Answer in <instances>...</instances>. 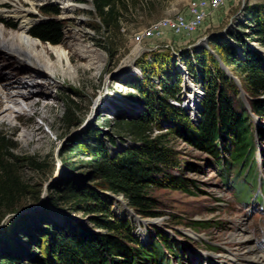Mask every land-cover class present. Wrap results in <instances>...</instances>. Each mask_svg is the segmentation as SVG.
Masks as SVG:
<instances>
[{
  "label": "rangeland",
  "instance_id": "obj_1",
  "mask_svg": "<svg viewBox=\"0 0 264 264\" xmlns=\"http://www.w3.org/2000/svg\"><path fill=\"white\" fill-rule=\"evenodd\" d=\"M73 1L79 9L70 18L65 19L63 7L53 1L42 5L32 16L33 29L50 22L60 26L63 36L59 45L41 42L32 34L33 29L31 37L47 47L66 49L71 55L77 76H60L67 72L68 64L61 67L58 59H54L53 76L60 78V85L29 90L34 102L51 104L52 110L39 108L40 115L29 111L15 124L0 122V137L6 141V148L2 151L6 169L11 177L26 187V195L18 200L12 211L5 208L0 210V240L4 233L13 231L14 235H10V238L16 239L15 252L22 250V255L27 257L22 263L50 264L46 259V248L41 245L54 242L58 234L53 239L51 237L56 230L71 226L96 235L109 234L95 225V218L112 217L113 220L129 221L137 227L136 235L140 240L146 237V228L149 245L157 229H162L172 239L177 238L189 249L197 244L192 243L185 234L199 238L197 243L208 241L210 245L226 244L233 235H243L251 223L254 224L258 214L257 208L239 205L254 198L250 181H233L237 193L235 198L220 180L221 172L209 161L210 157L191 140L176 133L174 123L159 121V129L153 134L170 135L166 147L178 164L168 169V174L174 180L166 177L159 180L161 187H151L152 200L160 213L158 218L140 216L129 206L124 196L101 188L102 180L90 156L95 151H106L109 158L115 159L128 151L142 149L139 142L133 141L119 127L143 117L147 112L144 98L127 83L149 80L160 92L162 77L158 71L162 64L173 63L182 76L181 102L173 100L169 103L183 110L193 125L200 122L206 96L200 80L204 71L197 64L195 73L190 74L183 65L184 53L196 58L205 55L210 70L220 71L248 103L250 95L243 76L236 67L225 63L223 51L215 46V42L218 39L227 41L234 48L237 59L242 62L247 60L249 50L264 59V46L257 42L256 24L248 14L250 9L263 6L264 0H231L212 21L208 19L191 36L177 37L167 32L166 37L148 41L142 46L134 43V36L165 17L185 13L187 7L182 5L183 0H120L117 3V21L111 22L109 26L103 23L95 11L92 0ZM50 7L58 8L59 15L46 13L45 10ZM10 9L9 4L0 6V27L15 35L18 33V21L3 16V11ZM205 37L206 41L196 46ZM138 48L141 52L137 55ZM88 55L92 58L87 59ZM153 68L158 72L155 75L151 72ZM34 71L27 64L21 65L0 51V106L5 102V91L26 88L27 84L29 87L34 86L32 81L35 82L37 78ZM41 92L43 97L47 95L48 98H42ZM239 95L237 102L238 99L242 100ZM261 99L264 100V95ZM23 108L27 109L25 104ZM43 115L47 117V123L42 121ZM261 120L264 122V118ZM39 127L48 136L47 140H43L40 133H35ZM29 135L34 137L36 143L26 142ZM76 147H82V150L74 153ZM256 160L259 175L264 181V143L259 146ZM231 175L232 178L234 172ZM175 183V188L167 186ZM70 190L76 195L90 193L97 203L78 205L77 200L71 197L73 194ZM100 205L105 209L104 212L94 214L89 211L91 208L101 209ZM34 206H39V209L27 215L26 211ZM136 217L146 221V225H139ZM45 219L44 225L42 221ZM25 231L33 232L32 236L41 240L40 245H34ZM178 232L179 237L176 236ZM187 254L190 260L185 264H202L201 260L195 263L199 257H194L190 251ZM169 257L172 260L171 254ZM172 264L177 263L173 260Z\"/></svg>",
  "mask_w": 264,
  "mask_h": 264
},
{
  "label": "trees",
  "instance_id": "obj_2",
  "mask_svg": "<svg viewBox=\"0 0 264 264\" xmlns=\"http://www.w3.org/2000/svg\"><path fill=\"white\" fill-rule=\"evenodd\" d=\"M119 1L92 0L95 11L101 16L106 26L117 21L116 11ZM45 12L57 16L60 11L56 7H50ZM248 14L256 24V40L264 46V5L250 9ZM32 34L41 42L54 45L62 43L61 28L55 22L38 25L33 29ZM215 46L223 51L225 63L236 67L243 76L250 95L248 103L252 112L264 118V100L261 99L264 95V59L249 50L247 60L242 62L237 59L234 48L224 39H218ZM182 58L183 65L190 74L195 73L197 64L204 71L200 80L206 96L200 123L193 125L183 110L169 103L173 100L181 102L182 76L173 63L171 65L162 64L159 73L154 68L151 71L153 75L157 72L162 77L160 92L149 80L148 82L127 83L144 98L147 112L143 117L119 127L121 132L131 137L133 141L139 142L142 149L128 151L115 159L109 158L106 151H95L90 156L102 180L101 188L109 193L124 196L129 206L145 218L160 217L157 204L151 197V187H161L159 180H164L166 177L174 180L175 178L168 174V169L178 166L166 147L170 135L161 133L153 136L154 132L159 129V121L174 123L176 133L184 139L191 140L210 158L219 159L221 147L225 146L228 149L227 146L230 144L234 146V158L241 159L251 151L253 144L252 128L249 124L250 115L245 105L239 99V102L236 100L239 95L236 86L220 71L210 70L205 55L196 58L194 55L184 53ZM258 132L263 139L264 129H259ZM5 148L6 141L0 137V210L5 208L7 211H12L18 200L26 195V187L18 179L11 177L7 171L2 156ZM81 150L82 147H76L74 153ZM167 186L175 188L177 183ZM70 191L73 194L71 197L77 200L78 205L95 203V201L97 203V199L90 196V193L82 192L76 195L73 190ZM104 210L103 206L101 209H89L94 214H100ZM113 219L112 217L94 219L98 228L109 233L106 235L88 233L82 228L71 226L56 230L51 237L53 239L58 234L56 240L41 245L42 248H46L47 261L50 264L54 262L57 264H143V262L157 264L163 256L161 247L173 250L176 246L157 232L159 241L154 251L148 250L134 239L133 228L129 221ZM38 221L35 223L36 226ZM46 221L47 219L42 221L44 225ZM39 232L42 231L39 230ZM25 233L34 245L35 243L40 245L41 240L32 236L33 232L25 231ZM10 235H14V232L8 231L1 236L0 264H24L22 262L27 257L22 255V250L16 249L17 252H15L16 239L13 240Z\"/></svg>",
  "mask_w": 264,
  "mask_h": 264
},
{
  "label": "bare ground",
  "instance_id": "obj_3",
  "mask_svg": "<svg viewBox=\"0 0 264 264\" xmlns=\"http://www.w3.org/2000/svg\"><path fill=\"white\" fill-rule=\"evenodd\" d=\"M51 1L61 4L64 10L63 15L65 19L70 18V16L79 9L73 0H0V6L8 4L11 6L10 10L3 11L4 18L15 19L18 21V33H15V35L7 33L5 28L0 27V51L13 57L19 62V64H27V66L33 68L37 77L35 82L32 81L34 85L33 87H29V84H27L26 86L28 87L26 88L21 87L20 89L5 91V102L0 106V122L15 124L17 121L19 122L23 117L27 116L29 111L33 112L35 115H40L38 112L39 108L52 110L53 106L51 104L42 101L34 102L29 90L34 87L54 88L60 85V78L57 79L53 76L55 69L52 66V62L54 59H58V64L61 67L66 63L68 64L67 72L63 74L61 73L60 76H70L72 78L77 76V70L73 67L74 64L71 55L66 49L60 47H47L31 37V32L34 26L33 14L42 5ZM136 51H138L136 53L138 55L139 52H141V49L138 48ZM86 58L91 59L92 57L91 55H88ZM131 61L132 59L129 62ZM38 75L41 77H38ZM42 92L40 96L42 98H48L47 95L43 97ZM23 104L26 105L27 109H22ZM15 107H17V109H15ZM42 121L47 123L48 119L45 115L42 116ZM35 133H40L42 138H44L43 140H47L48 138V136L43 133L41 127H39ZM29 136L30 137L26 139V142L29 144L36 143L34 137L32 135ZM38 209L39 206H34L30 211H26L27 215H30ZM231 241L236 245L238 243L239 251L241 252L242 250H245V254L251 252L255 248L254 245L249 243V238L241 237V235H233ZM227 259L229 260V258ZM233 261L238 260L233 259Z\"/></svg>",
  "mask_w": 264,
  "mask_h": 264
},
{
  "label": "built area",
  "instance_id": "obj_4",
  "mask_svg": "<svg viewBox=\"0 0 264 264\" xmlns=\"http://www.w3.org/2000/svg\"><path fill=\"white\" fill-rule=\"evenodd\" d=\"M231 0H189L185 13H177L171 17H165L152 26L139 32L133 38L139 46L148 41L162 39L166 33L177 36H191L202 28L205 22L216 12L221 10ZM166 47H169L168 45Z\"/></svg>",
  "mask_w": 264,
  "mask_h": 264
},
{
  "label": "crops",
  "instance_id": "obj_5",
  "mask_svg": "<svg viewBox=\"0 0 264 264\" xmlns=\"http://www.w3.org/2000/svg\"><path fill=\"white\" fill-rule=\"evenodd\" d=\"M188 2H189V0H183L182 5L187 7ZM218 12H220V10H219ZM218 12H216V13H215L211 18H209V19L212 21V18H213ZM210 20H209V21H210ZM207 21H208V20H207Z\"/></svg>",
  "mask_w": 264,
  "mask_h": 264
},
{
  "label": "water",
  "instance_id": "obj_6",
  "mask_svg": "<svg viewBox=\"0 0 264 264\" xmlns=\"http://www.w3.org/2000/svg\"><path fill=\"white\" fill-rule=\"evenodd\" d=\"M206 39H207V38L205 37L204 39L200 40V41L196 44V46H198V45L202 44L203 42H205ZM158 47H159V46H158Z\"/></svg>",
  "mask_w": 264,
  "mask_h": 264
}]
</instances>
